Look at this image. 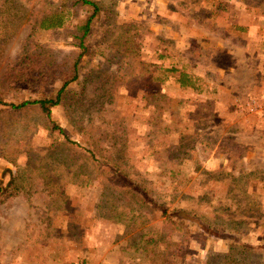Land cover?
Here are the masks:
<instances>
[{
  "label": "rangeland",
  "instance_id": "obj_1",
  "mask_svg": "<svg viewBox=\"0 0 264 264\" xmlns=\"http://www.w3.org/2000/svg\"><path fill=\"white\" fill-rule=\"evenodd\" d=\"M86 1L0 0V264H264V0Z\"/></svg>",
  "mask_w": 264,
  "mask_h": 264
},
{
  "label": "trees",
  "instance_id": "obj_2",
  "mask_svg": "<svg viewBox=\"0 0 264 264\" xmlns=\"http://www.w3.org/2000/svg\"><path fill=\"white\" fill-rule=\"evenodd\" d=\"M84 5H89L92 7V13L86 17V19L83 21V24L80 27V41H82L90 27V22L98 9L96 8V5L90 1L86 0H79ZM64 16L62 10H58L55 13H50L45 15L44 17H41L38 19V21L35 23L33 30L35 29H41L44 31H50V30H56L62 27ZM51 59L49 57V54L45 50H39L38 52H34L30 55L24 56L22 59H20L19 62L15 63L10 69H8L4 74V81L5 86L7 90H19L23 87L28 86H34L37 87L41 84H43L49 74V70L51 68ZM50 66V67H49ZM164 72H167L169 74L171 73H177V79L176 82L178 84L179 88L188 87L193 89V82L195 80L194 77H190V75L184 73L181 69H174L173 67L166 68ZM67 78V80H64L61 84V87L55 92L54 98L45 99L44 97H41L36 100H26L24 102H21L17 105L10 104L9 107L11 109H21L24 108L26 105L29 104H38L40 110L43 112V114L48 118L49 115V107L55 106L59 102V96L63 92L65 86L70 81L75 80V73L74 70L68 73H64ZM163 82V81H162ZM1 104V103H0ZM59 132H61L59 130ZM90 156H92L90 154ZM17 173H19V170L16 169L15 177L17 178ZM13 177V178H15ZM19 189V187L15 184L14 180H9L5 184L0 185V203L3 201L7 196L13 195V191L16 192ZM8 192V194H7ZM161 215L166 220H170V217L166 214V212L161 211ZM183 215H188L183 213ZM172 225V223H171Z\"/></svg>",
  "mask_w": 264,
  "mask_h": 264
}]
</instances>
